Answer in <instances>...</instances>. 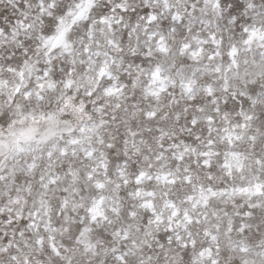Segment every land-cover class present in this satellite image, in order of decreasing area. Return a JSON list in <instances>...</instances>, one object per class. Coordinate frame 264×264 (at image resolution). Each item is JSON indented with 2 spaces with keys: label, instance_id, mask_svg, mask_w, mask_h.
<instances>
[{
  "label": "snow or ice",
  "instance_id": "6c2138e0",
  "mask_svg": "<svg viewBox=\"0 0 264 264\" xmlns=\"http://www.w3.org/2000/svg\"><path fill=\"white\" fill-rule=\"evenodd\" d=\"M0 264H264V0H0Z\"/></svg>",
  "mask_w": 264,
  "mask_h": 264
}]
</instances>
